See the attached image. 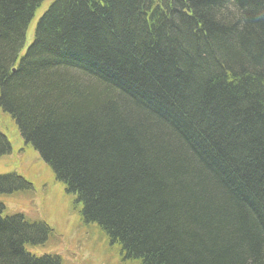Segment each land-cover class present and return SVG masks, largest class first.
<instances>
[{
  "label": "trees",
  "instance_id": "1",
  "mask_svg": "<svg viewBox=\"0 0 264 264\" xmlns=\"http://www.w3.org/2000/svg\"><path fill=\"white\" fill-rule=\"evenodd\" d=\"M44 1L0 0V115L84 223L122 264H264V0H54L23 52ZM33 188L0 174V264H66Z\"/></svg>",
  "mask_w": 264,
  "mask_h": 264
},
{
  "label": "rangeland",
  "instance_id": "2",
  "mask_svg": "<svg viewBox=\"0 0 264 264\" xmlns=\"http://www.w3.org/2000/svg\"><path fill=\"white\" fill-rule=\"evenodd\" d=\"M53 1L45 0L36 12L27 29L23 52L33 40L39 16ZM5 117H0V131L8 136L12 150L0 156V174L15 172L34 187L32 191L4 197L7 207L11 212H24L32 220L47 222L55 233L44 247L35 250L57 252L66 264H122L113 252L108 251L97 227L84 223L79 210L74 207L73 196L55 177L51 166L25 142L10 116Z\"/></svg>",
  "mask_w": 264,
  "mask_h": 264
}]
</instances>
